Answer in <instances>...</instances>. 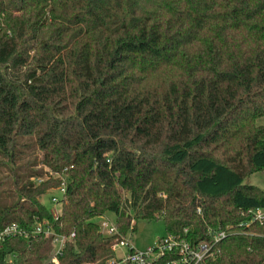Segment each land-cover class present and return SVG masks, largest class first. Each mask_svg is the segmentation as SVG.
<instances>
[{"label":"trees","instance_id":"16d2710c","mask_svg":"<svg viewBox=\"0 0 264 264\" xmlns=\"http://www.w3.org/2000/svg\"><path fill=\"white\" fill-rule=\"evenodd\" d=\"M264 0H0V264H108L138 223L264 264ZM64 183L53 216L41 198ZM198 210H200L198 212ZM116 215L117 233L93 219ZM166 254L153 264H171Z\"/></svg>","mask_w":264,"mask_h":264},{"label":"built area","instance_id":"2783aa9c","mask_svg":"<svg viewBox=\"0 0 264 264\" xmlns=\"http://www.w3.org/2000/svg\"><path fill=\"white\" fill-rule=\"evenodd\" d=\"M64 188V183H61L60 187L56 190L57 194L51 196V202L55 205L54 207L60 206V198L64 193ZM50 210L54 217L59 213V209L54 211L53 208H50ZM247 213L250 216V221L244 222L241 225L247 227L252 222L264 223V207L248 209ZM99 226L101 232L105 235L117 233L116 226L106 220L102 221ZM28 233L18 224L7 225L0 228V244L4 240L14 236L26 238L28 237ZM30 233L32 236L52 237L53 252L51 261L55 264H58V257L62 254L64 242L74 236V233H71L69 236L58 234L44 221L35 222ZM226 235L228 234L225 230H208L207 238L196 243H192L186 239H178L174 235H165L158 239L155 246L142 251L133 248L131 242L122 237L112 248L115 249L116 246L124 247L126 252L120 257H117L115 254V257L111 258L108 264H153L159 257L166 254H173L176 257L175 260L171 261V264H208L210 259H213L220 253L219 245Z\"/></svg>","mask_w":264,"mask_h":264},{"label":"rangeland","instance_id":"374dc122","mask_svg":"<svg viewBox=\"0 0 264 264\" xmlns=\"http://www.w3.org/2000/svg\"><path fill=\"white\" fill-rule=\"evenodd\" d=\"M258 123L264 125V118H260L258 120ZM244 182L254 184L264 190L263 173L255 172L251 176L246 178ZM55 194H57V191L49 190L45 193V195H43L41 201L47 207L53 208L54 211H57V209H59L60 211V206L54 207L55 205H53V202H51V196ZM104 220L110 222L112 225H115V213L110 211L103 216H98L93 219V221L98 224H101V222ZM142 224V229H139V227H137L136 230L129 231L126 236H123L126 240L131 242L133 248L141 251L146 250L149 247L155 246L158 239L166 235L165 226L162 219H157L148 222L145 221ZM114 251L116 256L120 257L126 252V249L124 247L116 246Z\"/></svg>","mask_w":264,"mask_h":264},{"label":"water","instance_id":"95a60500","mask_svg":"<svg viewBox=\"0 0 264 264\" xmlns=\"http://www.w3.org/2000/svg\"><path fill=\"white\" fill-rule=\"evenodd\" d=\"M138 227H139V229H142L143 224L142 223H138Z\"/></svg>","mask_w":264,"mask_h":264}]
</instances>
